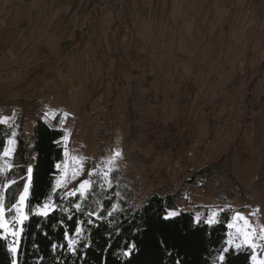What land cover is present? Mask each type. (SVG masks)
Segmentation results:
<instances>
[{"label":"rangeland","instance_id":"374dc122","mask_svg":"<svg viewBox=\"0 0 264 264\" xmlns=\"http://www.w3.org/2000/svg\"><path fill=\"white\" fill-rule=\"evenodd\" d=\"M232 6L0 0V119L15 151L42 120L64 131L66 192L111 167L132 206L176 194L168 211L198 224L218 213L212 225L229 210L233 247H248L236 214L247 217L264 259V0ZM227 154V173H201Z\"/></svg>","mask_w":264,"mask_h":264},{"label":"trees","instance_id":"16d2710c","mask_svg":"<svg viewBox=\"0 0 264 264\" xmlns=\"http://www.w3.org/2000/svg\"><path fill=\"white\" fill-rule=\"evenodd\" d=\"M12 134L10 126L0 124V166H3L5 160L12 163L14 167L11 178L17 181V185L7 193V203L10 205L18 199L27 181L28 167L33 169L29 197L31 207H35L49 195L56 199L66 193L63 188L52 192L59 173L57 165L65 158L62 142L64 131L39 120L30 143L27 144L18 137L13 156L3 157L2 153L7 148ZM31 143H34L32 166L29 165L28 154ZM228 155L201 170V173H207L209 179L219 178L222 173H227L229 160L226 162L225 159ZM229 176L232 177L230 172ZM92 178L99 184L98 177ZM93 189L91 208L96 207L94 201L97 200L104 211L109 210V206L116 202L120 208L113 211L112 217H105L104 221H97V226L91 227V247L79 249L86 255L79 258L68 254L61 255L59 251L52 252V243H64L65 229L72 233L78 220L88 219L79 213L73 214L74 209H69L68 213L64 214L53 213L46 221L32 217L26 222L20 264H57V261L59 264H127L129 259L130 264H174L176 260H179L180 264H218V252L224 247H229L230 253H234L229 255L226 264H253V252L249 247L236 250L227 242L229 210L224 211L219 221L212 226L205 222L196 223L194 215L190 212H182L172 220H162L161 216L173 206L176 194H168L165 197L153 195L141 206L135 207L130 205L129 201H119V188L116 186L102 190L94 184ZM72 199L68 197L63 202L64 206L67 207ZM68 214H72V219H65L62 229L59 221L62 216ZM10 239H0V264H11L12 258L7 250ZM132 240L136 243L137 251L131 258H125L122 256L125 242Z\"/></svg>","mask_w":264,"mask_h":264},{"label":"snow or ice","instance_id":"6c2138e0","mask_svg":"<svg viewBox=\"0 0 264 264\" xmlns=\"http://www.w3.org/2000/svg\"><path fill=\"white\" fill-rule=\"evenodd\" d=\"M8 118L0 119V124H7ZM9 148L5 149L2 153L3 157H11L15 151V141L12 139L8 140ZM122 154L120 151H115L112 157L107 158L104 163L106 165H112L116 158L120 157ZM79 159V158H77ZM13 164L5 160L3 166H0V239L9 240L7 245V250L11 255V264H20L19 257L21 254V245L23 242V234L25 232L26 222H28L32 217H39L41 220H47L53 213L64 214L68 213L69 209H74V213H79L82 216L88 217L87 220L80 219L77 221V225L72 233H69L66 229L63 231V241L64 243H52L51 249L53 253L59 251L61 255L68 254L71 256H76L83 258L86 253L80 252V248L91 247L90 243V232L91 227L97 226V221H104L105 217H112L113 211H115L119 205L111 204L109 210L104 211L101 208L100 201H94L96 204L95 208H91V193L94 191L93 185L96 184L100 189L111 188L112 179L111 167H106L100 172H96L95 169L88 173V178L82 180L76 189L70 192H66L58 198L54 199L53 195L47 196L44 201L38 203L35 207L30 206V186L32 182V172L31 167L27 168V181L22 187V191L19 193L18 199L14 200L10 205L7 203V193L17 185V181L11 178V172L13 169ZM59 168V165H57ZM77 172L83 174V162L81 161ZM96 176L99 179V184L92 177ZM61 181H57L56 186L52 189L55 193L58 189L63 187ZM68 197H72L71 202L64 206V201ZM59 201V202H58ZM83 205V207H82ZM91 208V210H89ZM103 211V215L101 212ZM258 211V210H257ZM180 213L177 210H169L161 216L162 220H172L175 219ZM218 213H213L210 218L204 222L208 225H212ZM255 215V213H252ZM65 219L71 220L72 214L62 216L59 221V226L63 229ZM236 220L242 221L245 228L239 229L238 231L244 237V243L248 245L249 248L255 249L256 245L252 242V237L256 233L255 227L252 226L249 219L240 213L236 214ZM196 222H200V217H196ZM90 227H85V226ZM229 228L234 227V225L229 224ZM264 231V229H262ZM47 235V233H44ZM264 239V236L260 237ZM126 247L122 250V256L125 258H131L137 251V246L134 240L126 241ZM163 244V242H161ZM232 241L229 240L228 244L232 245ZM38 247V246H37ZM241 245L239 243L235 244V249L239 250ZM230 253L229 247H224L219 250L217 255L218 264H226V261ZM253 264H264V259H257L255 255L251 257ZM57 264L59 262L57 261ZM130 264V259L127 261ZM174 264H180L179 260L174 261Z\"/></svg>","mask_w":264,"mask_h":264},{"label":"crops","instance_id":"0c3cea01","mask_svg":"<svg viewBox=\"0 0 264 264\" xmlns=\"http://www.w3.org/2000/svg\"><path fill=\"white\" fill-rule=\"evenodd\" d=\"M83 1V0H82ZM95 1V0H93ZM102 2H105L106 0H101ZM240 0H217L218 3H225V4H228L229 6L231 5V10L233 9V6L234 4L238 3ZM228 9V8H227ZM226 9V11H227ZM222 10V8H221ZM231 14L232 12L228 11V14ZM229 17H233V16H229ZM228 17V18H229ZM227 19V18H226ZM81 25V24H80Z\"/></svg>","mask_w":264,"mask_h":264},{"label":"built area","instance_id":"2783aa9c","mask_svg":"<svg viewBox=\"0 0 264 264\" xmlns=\"http://www.w3.org/2000/svg\"><path fill=\"white\" fill-rule=\"evenodd\" d=\"M28 154H29V165L32 166L34 164V159L32 157V154H33V147L32 146L28 150Z\"/></svg>","mask_w":264,"mask_h":264},{"label":"water","instance_id":"95a60500","mask_svg":"<svg viewBox=\"0 0 264 264\" xmlns=\"http://www.w3.org/2000/svg\"><path fill=\"white\" fill-rule=\"evenodd\" d=\"M32 146H34V143H31Z\"/></svg>","mask_w":264,"mask_h":264}]
</instances>
